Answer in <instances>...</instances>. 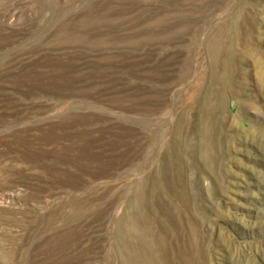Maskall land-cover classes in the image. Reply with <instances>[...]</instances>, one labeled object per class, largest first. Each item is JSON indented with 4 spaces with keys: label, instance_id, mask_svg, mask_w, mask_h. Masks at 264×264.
<instances>
[{
    "label": "rangeland",
    "instance_id": "obj_1",
    "mask_svg": "<svg viewBox=\"0 0 264 264\" xmlns=\"http://www.w3.org/2000/svg\"><path fill=\"white\" fill-rule=\"evenodd\" d=\"M62 121L121 147L61 175L0 142V264L57 225H91L71 264H120V222L164 264H264V0H0V134Z\"/></svg>",
    "mask_w": 264,
    "mask_h": 264
},
{
    "label": "bare ground",
    "instance_id": "obj_2",
    "mask_svg": "<svg viewBox=\"0 0 264 264\" xmlns=\"http://www.w3.org/2000/svg\"><path fill=\"white\" fill-rule=\"evenodd\" d=\"M29 74L30 72H25L22 77L19 76L18 78L24 79L23 77L29 76ZM74 124V122L65 121L64 124L50 125L43 130L40 126L34 128L22 124L15 128L13 125H8L6 132L0 134V142L17 153L29 156L38 155L43 159L53 158L55 170L61 175L73 174L72 169L75 167L73 164L110 159L116 151H119L120 145L117 141L102 144L106 146L97 145L98 141L87 140L89 130L85 128L75 129ZM81 124L85 125L86 121ZM34 130L39 132L35 133ZM63 164H67L69 167L63 168ZM88 173L91 178L97 177L95 172L89 171ZM58 181L63 185H70L71 188H76L79 185L78 180H71L66 177H61ZM97 190H102L100 192L103 193L110 192L109 189H103L98 185L91 187L88 192ZM90 228L91 225L50 227V233L43 239L42 248H39L45 256L44 264H71L74 260L83 259L84 254L89 251L90 245L93 244L89 232ZM169 228L175 230V225H169ZM108 238L110 239L109 244L115 248V252L108 251L105 255L109 261L117 257L120 264H135L137 255L140 256L144 264H164L169 259L168 253L164 252L162 247L157 248L156 253L153 252V249L147 248V245H151L156 238L154 225H122L120 222L119 225H111ZM138 245L142 247L140 251ZM187 261V263L192 264L190 258Z\"/></svg>",
    "mask_w": 264,
    "mask_h": 264
}]
</instances>
